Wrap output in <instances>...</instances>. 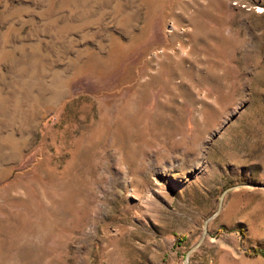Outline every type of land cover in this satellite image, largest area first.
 <instances>
[{
    "label": "rangeland",
    "instance_id": "obj_1",
    "mask_svg": "<svg viewBox=\"0 0 264 264\" xmlns=\"http://www.w3.org/2000/svg\"><path fill=\"white\" fill-rule=\"evenodd\" d=\"M0 264H264V0H0Z\"/></svg>",
    "mask_w": 264,
    "mask_h": 264
},
{
    "label": "water",
    "instance_id": "obj_2",
    "mask_svg": "<svg viewBox=\"0 0 264 264\" xmlns=\"http://www.w3.org/2000/svg\"><path fill=\"white\" fill-rule=\"evenodd\" d=\"M226 191V190H225ZM225 191L222 193L221 197L223 196V194L225 193ZM204 230H205V227H204Z\"/></svg>",
    "mask_w": 264,
    "mask_h": 264
}]
</instances>
